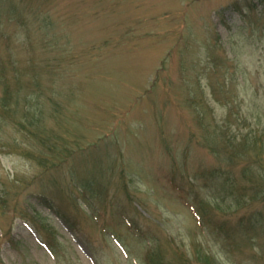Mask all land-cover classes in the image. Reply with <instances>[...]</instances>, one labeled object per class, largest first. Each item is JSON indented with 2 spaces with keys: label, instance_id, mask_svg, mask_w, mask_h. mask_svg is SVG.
Segmentation results:
<instances>
[{
  "label": "rangeland",
  "instance_id": "1",
  "mask_svg": "<svg viewBox=\"0 0 264 264\" xmlns=\"http://www.w3.org/2000/svg\"><path fill=\"white\" fill-rule=\"evenodd\" d=\"M262 1L0 0V264H264Z\"/></svg>",
  "mask_w": 264,
  "mask_h": 264
},
{
  "label": "trees",
  "instance_id": "2",
  "mask_svg": "<svg viewBox=\"0 0 264 264\" xmlns=\"http://www.w3.org/2000/svg\"><path fill=\"white\" fill-rule=\"evenodd\" d=\"M263 3H264V1H262ZM246 6H248L249 7V9L250 8H253L251 5H249V4H246ZM221 88L222 89H224V86L222 85L221 86ZM215 93H216V91H214ZM217 94H219V92L217 93ZM9 99H10V97L9 96H7V97H5L4 98V100H2V102H1V104L3 105V106H5V107H7L8 106V103H10V101H9ZM230 99V95L228 96V98L227 99H225V100H229ZM16 109V108H15ZM231 111L232 110H228V114H227V116H229L230 115V113H231ZM34 121H36V119H33ZM228 120H229V118H228ZM227 123L226 122H224L222 125H220V128L219 129H217L218 130V132H217V136H216V138H217V144H219V142L218 141H220V140H222V141H226L227 142V144H225V145H227L228 147L229 146H233V151H230L229 153H226V154H223V152L222 153H220L221 154V156H222V158H225V157H228V159L229 160H233L235 157H237V160H238V162H239V164L240 163H248V161L247 160H249V158H250V156L251 155H254L255 157H256V159L254 158L253 159V161L255 160L256 162H258L256 165H254V166H259V165H261V162L263 161L262 160V158H258V155H255V154H251V153H249V147H248V142H247V138L246 137H244L245 135H248V134H244V136H242V137H240V138H238V136H237V133H235L234 131H232L228 126H229V124L228 125H226ZM22 125H24V123H22ZM29 127L31 126H34V124H30V125H28ZM34 133L36 134V135H38V134H40V133H38L37 131H34ZM35 138H37L36 136H34ZM41 138H42V140H40L41 141V143H43V146H45L46 148H47V151L50 153V155L53 157V158H55V155H54V153L56 152V150L57 149H55L56 147H55V145H53L52 143H50V142H52V140H49V139H44L45 137H42V135H41ZM237 138L238 139H240L241 141H240V146L239 145H237L236 146V142H237ZM38 139V138H37ZM241 144H245V146H244V148L243 147H241ZM238 147H240V148H243V150H246L247 149V152L245 153V154H243L242 153V151H240V148H238ZM213 148H214V146H213ZM236 148V150H234ZM221 150V149H220ZM229 150H230V148H229ZM244 155V156H243ZM46 157V156H45ZM227 159V160H228ZM226 160H223V162H225ZM46 162H49V159L46 157V159H44V161L42 162V165L43 166H45V163ZM58 164V160H56V159H53V160H51L50 161V166H55V165H57ZM47 167H49V166H47ZM246 169H243V173L246 175V171H245ZM254 171V170H253ZM232 170L231 169H229V168H224V167H215V168H206V169H203V170H201L199 173H195L196 175V177L198 178V177H200V178H202L204 181H205V183H203V184H205L206 186H209V188L210 189H212V190H217L219 193H222V196H223V198H225V199H229V200H231L232 201V199H234V200H238V196H237V194H233L232 193V191H234V184H235V180L236 179H234L233 177H232ZM51 175V174H50ZM49 175V176H50ZM247 176L249 177V178H247V182L250 184L251 182L253 183V184H255L256 186H258L259 184H261V180L260 179H262V175H260L257 179H255V178H253V177H251L250 176V171H249V168L247 169ZM253 185H251L250 184V186H248V188H246L247 190H253ZM259 190H257L256 191V194L257 193H259V194H261L263 191H264V188L262 189L261 188V185H259ZM250 192V191H249ZM232 197H230V196ZM243 198H244V195H243V197H242V200H241V202L243 201ZM253 198V197H252ZM49 206H51V207H54V204L53 203H51V204H49ZM249 207V206H248ZM205 208V209H204ZM203 210H205V212L206 211H209V207H208V205H206V204H204V207H203ZM248 210V213H250V208H248V209H246V211ZM256 215H259V214H257V213H252L250 216H249V223L251 224H249V227H255V225H256V223H257V221L259 220L258 219V217L256 216ZM231 219V218H230ZM230 219H227V218H223L220 222H219V226L220 227H222V229H225L227 232H230V231H234V230H236L237 229V227H233L234 225L232 224V223H230ZM209 222H213V219L211 218L210 220H209ZM233 225V226H232ZM240 225V224H239ZM52 250V249H51ZM155 262H156V264H159L158 262V260H155Z\"/></svg>",
  "mask_w": 264,
  "mask_h": 264
}]
</instances>
